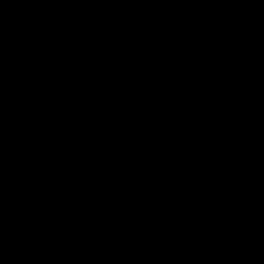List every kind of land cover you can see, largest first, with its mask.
Listing matches in <instances>:
<instances>
[{"label":"trees","instance_id":"16d2710c","mask_svg":"<svg viewBox=\"0 0 264 264\" xmlns=\"http://www.w3.org/2000/svg\"><path fill=\"white\" fill-rule=\"evenodd\" d=\"M180 1L90 0L61 7L146 24ZM199 1L235 8L257 25L264 21V0ZM37 9L35 0H7L5 17ZM192 11L179 9L168 20H183ZM108 35L100 30L96 36ZM240 56L236 34L221 25L139 54L89 49L36 33L9 46L0 64V90L4 104L15 105L8 107L0 129V264H102L114 251L113 242L116 251L124 250V264H264V250L248 233L242 234L243 245L232 241L211 248L209 233L199 222L185 224L162 211L146 216L131 197L107 188L100 192L103 158L112 144L121 138L143 141V133L154 131L157 120L178 130L188 124L187 146L175 153L170 167H198L206 146L216 150ZM71 63L76 71L65 73L63 68ZM80 71L109 104L103 120L91 123L69 91ZM105 81L110 88H104ZM52 84L59 90V103L47 108L46 89ZM133 89L141 97L129 103ZM174 89L189 93L192 104L171 97ZM145 103L150 110H144ZM40 116L60 124L61 133L49 135ZM162 151L167 154L168 146ZM113 204L132 211L116 217L108 211ZM34 241L43 250L41 262L34 256ZM128 253H133L131 258Z\"/></svg>","mask_w":264,"mask_h":264},{"label":"clouds","instance_id":"9594fccd","mask_svg":"<svg viewBox=\"0 0 264 264\" xmlns=\"http://www.w3.org/2000/svg\"><path fill=\"white\" fill-rule=\"evenodd\" d=\"M65 2L83 6L90 0H35L42 21L48 22L54 30L59 27L71 30L75 35L78 27L75 17L69 15L59 25L52 19L53 11ZM6 11L7 0H0V25L5 23ZM102 27L103 25L89 24L78 35L81 40L91 38L98 35ZM228 27L231 28V24ZM4 33L0 31V64L7 58V43H10L5 39ZM76 68L77 65L71 63L66 65L63 71L71 73L75 72ZM236 70L247 72L249 69L246 63H239ZM76 73L77 76L73 77L69 85V91L82 105V113L91 123L103 120V115L109 112L106 98L94 93L90 81L86 83L82 78V71ZM77 77L80 79L77 80ZM110 87L111 84L105 81L104 88ZM58 94L59 90L55 84L46 89L47 108L57 106ZM130 96L132 100L129 103H133L140 99L141 92L130 90ZM173 96L184 99L187 105L192 104L191 95L180 89H174L171 94V97ZM199 99L204 100L203 97ZM14 105L15 101L4 104L0 90V129L7 122L8 107ZM142 107L145 111L150 110L147 103ZM162 111L166 113L167 102L162 106ZM38 120L49 135L61 133L60 124H53L44 116L38 117ZM153 128L154 131L143 133L145 139L139 143L121 138L112 144L103 158L104 183L100 187L101 193L107 188L114 195L131 197L140 205V211L146 216L162 211L167 212L171 219L181 220L185 224L199 222L209 233L207 244L211 248H221L232 241L243 245V233L264 229V147L254 135L251 143L245 135L241 145L232 152L206 146L198 167L189 165L173 168L170 165L175 159V153L183 151L187 146L185 134L188 124H181L178 130L167 121L157 120ZM165 145L169 148L167 154L162 151ZM193 170L195 175L191 174ZM108 211L119 217L121 214H128L132 209L113 204ZM112 247L114 251L102 264H124V250L116 251L115 242ZM132 255L133 253H128V258Z\"/></svg>","mask_w":264,"mask_h":264},{"label":"water","instance_id":"95a60500","mask_svg":"<svg viewBox=\"0 0 264 264\" xmlns=\"http://www.w3.org/2000/svg\"><path fill=\"white\" fill-rule=\"evenodd\" d=\"M184 8L193 10L187 18L175 22L168 20L172 12ZM69 15L78 21L75 35L73 31L59 27L54 30L48 22L41 20L39 9L7 17L5 23L0 25V31L5 32V39L10 42L7 48L22 37L36 33L89 49L139 54L171 47L207 27H228L231 24L230 29L241 45L239 63H246L249 70L236 71L218 130L216 150L234 151L245 135L249 143L254 135L264 147V21L257 25L235 8L199 0L177 2L146 24L126 23L72 7L55 9L52 19L59 25ZM89 24L103 25L101 30L109 35L81 40L78 33L82 31V26ZM248 234L264 250V229Z\"/></svg>","mask_w":264,"mask_h":264},{"label":"rangeland","instance_id":"374dc122","mask_svg":"<svg viewBox=\"0 0 264 264\" xmlns=\"http://www.w3.org/2000/svg\"><path fill=\"white\" fill-rule=\"evenodd\" d=\"M34 248H35V253H34L35 258L38 259L37 261L41 262L43 260L42 259L43 250L37 241H34Z\"/></svg>","mask_w":264,"mask_h":264}]
</instances>
